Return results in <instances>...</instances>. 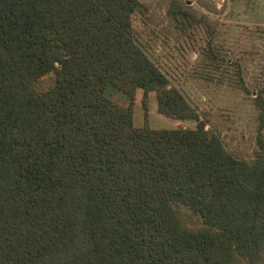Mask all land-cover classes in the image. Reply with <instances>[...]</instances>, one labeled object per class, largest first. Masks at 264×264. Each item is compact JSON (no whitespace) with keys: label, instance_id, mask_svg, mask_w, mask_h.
I'll use <instances>...</instances> for the list:
<instances>
[{"label":"trees","instance_id":"trees-1","mask_svg":"<svg viewBox=\"0 0 264 264\" xmlns=\"http://www.w3.org/2000/svg\"><path fill=\"white\" fill-rule=\"evenodd\" d=\"M142 5L0 0V264L264 260L263 130L253 160L228 151L138 41ZM172 14L182 30L196 19ZM109 85L145 104L156 92L161 114L197 127H137ZM255 101L264 119V89Z\"/></svg>","mask_w":264,"mask_h":264},{"label":"rangeland","instance_id":"rangeland-1","mask_svg":"<svg viewBox=\"0 0 264 264\" xmlns=\"http://www.w3.org/2000/svg\"><path fill=\"white\" fill-rule=\"evenodd\" d=\"M141 1L133 25L142 47L196 107L206 128L222 138L228 151L253 160L261 150V128L264 133V119L255 101L264 89V0ZM177 4L196 13L187 30H182L172 14ZM53 85V75L36 80L39 90ZM106 94L122 106H132L137 127H197L196 120L161 114L156 92L148 94L147 104L143 89L136 91L133 101L113 85ZM187 218L192 227L201 224L198 217Z\"/></svg>","mask_w":264,"mask_h":264}]
</instances>
